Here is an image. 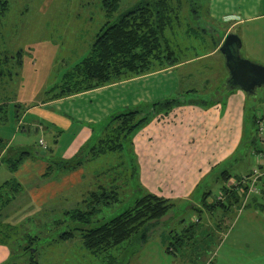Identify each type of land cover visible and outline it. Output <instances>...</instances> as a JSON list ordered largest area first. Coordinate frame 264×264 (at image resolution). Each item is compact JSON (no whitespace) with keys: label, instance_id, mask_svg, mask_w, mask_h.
<instances>
[{"label":"rangeland","instance_id":"rangeland-1","mask_svg":"<svg viewBox=\"0 0 264 264\" xmlns=\"http://www.w3.org/2000/svg\"><path fill=\"white\" fill-rule=\"evenodd\" d=\"M140 1L143 0H121L119 8L111 17L109 16L110 21L116 20L123 12ZM172 1L175 3L181 0ZM182 1L185 3V5L181 3L183 12L195 8L198 14L195 13L196 16L189 14V19L195 25H199L200 19L204 16L203 12L210 13L212 3L217 0ZM7 2V9L4 15L0 16V60L4 56L8 57L0 63V104H4L9 122L0 124V129L6 131L0 132V137L6 141L7 149L21 147L42 149L39 145V139H42L44 144L50 146L53 151H48L46 155L31 153L28 159L24 158L16 170L10 169L5 162L1 163L0 183L6 180L17 181L22 186L31 185V188L38 189L37 182L40 174L38 168H41L42 172L52 163L56 165L55 163L62 160L71 159L84 146H86L84 151L87 148L89 150L102 136L101 128L104 122L92 125L90 138L82 142L80 148L69 158H64L63 154L69 146L81 139L78 135L79 128L92 123L87 121V118L94 114L93 108H101L96 103L95 96L65 98L51 106L63 112L71 122H74L72 127L66 129L67 131L63 134H57L53 129H47L42 134L38 131L32 134L31 131L22 128L31 120L28 116L31 113L27 114L28 117H24L23 110L29 105L47 101V91L59 84L63 73L88 53L94 35L108 18L102 10L100 0H7ZM258 7L263 15L251 26V29H257L255 31L257 35L249 38L247 35L244 36V43L240 48L244 53L253 48L256 53L264 49V31L262 34L259 31L264 30V0H259ZM185 19L187 20V15ZM214 26L216 30L212 33L213 40L216 41L220 27L217 18H215ZM5 49L8 50L5 51ZM18 49L23 50L20 55H17ZM167 73L172 74L171 78L179 74L175 69ZM168 78L166 73L163 76L154 74L145 80L133 82L128 85L127 90L130 91L124 95V98L146 96L153 99L178 96L172 91L168 92L169 87L172 86ZM260 90L264 89H258L259 92ZM118 92L119 89H116L110 94L115 95ZM156 100H150L149 103L146 100H140L136 106L135 104L124 105L110 113L129 107L144 110L151 102H157ZM245 112V131L248 136L251 135L250 141L245 142L241 151L235 156L216 157V163L211 169L206 170L195 186H173L172 184L178 181L183 182L182 172L178 170L160 169L156 172L157 177L152 176L151 172L145 174V170L140 171L139 154L134 148L130 151L127 144L121 150L110 151L84 160L80 167L83 182L76 184L73 187L74 191L87 193L99 190L100 188L95 185H101L109 174L112 184L116 185L114 191L118 192V199L114 203L108 207L101 206L100 211L95 213L99 215L101 221L119 214L137 197L146 193L169 198V201L174 204L164 217L147 227L145 237L138 233L132 236L133 238L121 250L113 249L114 264H198L197 256L199 258L201 252L210 256L209 251L213 250H215L214 260L216 261L213 264H218L219 261L221 264H264V218L262 214L253 211L256 206L252 207L250 202L247 205L241 203L242 196L240 201L230 205L227 210H224L220 204L215 205V201L222 196L221 186L229 184L241 171L256 164L257 158L252 156L251 151L258 149L264 153V140L261 136H255L256 125L253 122L254 117L264 118V97L246 106ZM147 113L152 112L143 111V114ZM145 124L143 120L131 133L130 142L134 141L132 139L135 135V138L142 137L138 132L145 128ZM16 127H18L17 130ZM12 135L13 138H11ZM55 139L57 142L54 141ZM148 151L149 158L153 154L151 149ZM180 156L184 160L182 152ZM187 156L189 153L186 154ZM49 169L47 171L55 180L65 175L60 173L63 172L62 169L56 167L53 170ZM223 170L230 173L229 179L222 178ZM64 171L73 170L65 169ZM33 175H36L35 179L32 178ZM58 186L60 185L53 182L51 188ZM85 196L80 200L77 199L80 196H59L45 202L42 206L43 211L36 210L33 215L29 213L21 218L15 217L14 220L19 219L16 223L12 222L11 225L1 227L0 231L3 228V234H0V239L5 241L3 242L5 256L1 264H31L32 260L36 261V264H64L65 261L76 262V264H103V258L99 256L91 262L81 260L80 254H85V249L82 247L79 234L69 240L57 238L60 232L68 228L67 223L71 222L66 218L65 211L77 205L85 208L82 201ZM21 198L23 197L19 194L17 200ZM224 198L228 201L226 195ZM106 200L109 201L111 198ZM31 204L36 208L39 205L38 201H32ZM260 209L258 208V211ZM261 211L264 216V209ZM102 215L104 217L101 219ZM188 227L192 228V231L186 229ZM182 234H185L186 238L183 248L177 245L182 241L175 240ZM33 235H37L38 239H34ZM170 241H174L172 246ZM167 245L176 246V251H167L165 249ZM27 246L30 248L25 251ZM199 247H202V250ZM177 252L178 254H175Z\"/></svg>","mask_w":264,"mask_h":264},{"label":"crops","instance_id":"crops-1","mask_svg":"<svg viewBox=\"0 0 264 264\" xmlns=\"http://www.w3.org/2000/svg\"><path fill=\"white\" fill-rule=\"evenodd\" d=\"M258 6L259 0H217L213 2L210 13L206 11L198 25L204 28L205 34H213L212 32L216 30L214 26L215 18L218 19L220 27L218 28L219 34H217L216 39L217 44L210 51L202 52L199 55L188 58L182 63L150 74L56 100L29 105L24 108L23 115L24 117L29 116L31 120L22 128L31 131L32 134H35L37 131L42 134L47 129H53L57 134H63L64 131H67L66 129L72 127L74 122H71L63 112L57 111L51 106L60 103L65 98L94 95L96 103L101 108H93L94 114L87 118V121H91L92 123L90 125L85 124L84 127L79 128L78 135L81 139L69 146L63 154L64 158H69L80 148L82 142L90 138L92 125H98L100 122L107 120L114 113L110 112L128 104H135L136 106L140 100H146L149 103L150 100L157 99L158 103L155 107L149 106L151 102L144 109L152 113H147L145 128L138 132L142 137L135 138V135L132 139L134 141L130 142L129 136L124 145L127 144L130 151L133 148L136 149L139 154L138 163L140 171L143 172L145 170V174L151 172L152 176L157 177V170H178L182 172L183 182L178 181L176 184H172L173 186L179 187L184 185L189 187L197 185L206 170L211 169L213 164L216 163V157H220L221 155L226 158L230 155L235 156L241 151L243 144L250 141L251 135L248 136L245 131V108L257 102L260 97H264V90L248 93L241 90L238 86L229 87L227 80L230 75L225 66V58L219 51V47L224 37L229 33L238 35L241 47L244 43L245 35L248 38L257 35L255 33L257 29H251V26L254 21L263 15L260 13ZM243 27L246 29H242ZM259 31L262 34L264 30L260 29ZM254 39H257V37H254ZM239 53L242 57L246 56L250 58L251 60L244 57L251 62L264 66V49L259 50L258 53H256L255 48L246 53L239 49ZM171 69L178 70L179 74L171 78L172 74L167 73ZM164 73L169 77L168 81L172 82V86L171 88L169 87L168 92L172 91L178 96L153 99L146 96H139L137 98L128 96L124 98V95L130 91L127 90V87L131 83L140 79L145 80L154 74L163 76ZM116 89H119L118 94H110L111 91H115ZM144 110L140 109L141 115H143ZM27 114L29 115L27 116ZM18 127L15 129L17 130ZM0 132L6 131L0 129ZM11 138H13V135ZM41 147L43 148L44 145ZM149 149L152 150L153 156L148 158L147 153H149ZM4 150H7V145L0 151V157ZM181 152L184 154V160L180 156ZM187 153H189V156L186 157ZM261 164H264V159L261 160ZM38 169L40 172L37 182L39 188H31V185L29 187L24 186L20 194L23 198L16 199L9 207L2 211L0 216L2 224L16 223L19 219L14 220L15 217L21 218L29 213L33 215L36 210L43 211L42 206L45 202L59 196H80V198H77L80 200L88 193L76 192L73 189L76 184L83 182L82 168L80 167L71 172H60L65 175L59 180H55L51 176H43L46 168L42 172L41 168ZM250 169L251 167L241 171L239 175L247 173ZM230 177L231 175L228 176V179ZM32 178L35 179L36 175H33ZM53 182H56L60 186L51 188ZM110 182L112 183V180L110 181V175L108 174L101 185L109 186ZM101 185L96 184L95 186L99 187ZM250 198L248 199L249 201H246L245 205L250 202L252 207L256 206L253 211L262 214V218H264L263 211H261V209H264V195H252ZM30 201H38L39 205L37 204V208ZM258 208H261L260 211H258ZM18 212L21 213L19 214ZM4 248L3 240L0 239V264L5 256ZM218 264H221V261Z\"/></svg>","mask_w":264,"mask_h":264},{"label":"trees","instance_id":"trees-1","mask_svg":"<svg viewBox=\"0 0 264 264\" xmlns=\"http://www.w3.org/2000/svg\"><path fill=\"white\" fill-rule=\"evenodd\" d=\"M120 1L100 0L102 10L108 19L94 35L88 53L63 73L59 84L47 91V101L169 68L202 52H208L217 44V41L213 40V34H205L204 28L195 25L189 19V14L194 16L198 14L195 8L187 9L184 12L181 10V3L185 5L182 0L175 3L172 0H143L123 12L116 20L110 21L111 15L119 8ZM7 6V0H0V16L4 15ZM186 15L187 20L185 19ZM22 51V49H18L17 55H20ZM7 58L4 56L0 63ZM157 103L153 102L151 106L154 107ZM3 105L0 104V124L2 125L9 122ZM146 118L147 114L141 115L140 109L137 108L114 112L104 121L102 136L96 144L85 151L86 146L82 147L71 159L62 160L55 163L56 165L52 163L50 167L47 166L43 176H51V173L47 171L48 168H50L49 170H53L55 167L63 171L65 169L75 170L81 167L85 159L88 160L110 151L121 150L131 133ZM257 119L255 117L253 119L255 124ZM257 130L256 126L255 136L258 137ZM5 145L6 141L0 137V148L3 149ZM39 145L42 146L40 143ZM42 149L9 148L1 154L0 164L5 162L10 169L16 170L24 158L28 159L27 157L31 153L41 154L40 150H42L45 151L46 155L48 151H53L48 145ZM254 150L258 149H253L252 152ZM221 176L228 179L230 174L224 170ZM260 182L264 192V175L260 178ZM115 186L111 182L110 187L101 185L99 190L89 191L86 194L82 200L85 208L77 205L75 208L65 211L66 218L70 219L71 222L67 223L68 228L60 232L57 238L69 240L79 234L82 247L85 249V254H80V258L84 262H91L99 256L103 258V264H114L113 249L119 248L121 250L133 238L132 236L138 233L145 237L147 227L154 225L155 222L164 217L169 208L174 205L169 201V198L146 193L137 197L130 206L119 214L101 221L99 215H95V213L100 211L101 206L107 205L108 207L118 199V192L114 191ZM23 187L17 181L6 180L0 183V216L2 211L9 207L21 194ZM244 187V185H234L231 182L228 185H222V199L216 200L215 205L220 204L224 210L229 209L230 205L240 201L245 190ZM224 195L228 197V201L225 200ZM106 198H111V200L107 201ZM103 217L104 215L100 218ZM4 225L11 224L0 222V228ZM186 229L192 231V228ZM0 234H3V228ZM33 237L38 239L37 235H33ZM183 238H185V234L175 238V240L182 241V243H177L181 248L185 246L186 238ZM3 242L5 241L3 240ZM173 243L174 241H170L171 246ZM29 248L30 246L25 247V251ZM199 248L202 250V247ZM165 249L173 252V250L176 251V246L167 245ZM209 252L210 256L203 252L199 254V258L197 256L198 264L216 262L214 260L215 250ZM36 263L34 260L31 261V264ZM64 264H76V262L68 263L65 261Z\"/></svg>","mask_w":264,"mask_h":264},{"label":"water","instance_id":"water-1","mask_svg":"<svg viewBox=\"0 0 264 264\" xmlns=\"http://www.w3.org/2000/svg\"><path fill=\"white\" fill-rule=\"evenodd\" d=\"M240 47V38L234 33L227 34L219 47L230 75L227 83L231 88L238 86L244 92L255 93L264 87V66L242 57Z\"/></svg>","mask_w":264,"mask_h":264},{"label":"built area","instance_id":"built-area-1","mask_svg":"<svg viewBox=\"0 0 264 264\" xmlns=\"http://www.w3.org/2000/svg\"><path fill=\"white\" fill-rule=\"evenodd\" d=\"M256 126L258 128V136H261V138L264 140V119H257ZM39 142L41 145H44L42 140H39ZM252 156L257 158L256 164L251 166V169L247 173H243L238 176L239 178L237 177L238 179L236 178L231 181V183L234 185L245 186L241 201V203L244 204L252 195H264L260 182V178L264 175V164H261V160L264 159V153L254 150L252 152ZM219 199H222V196H220Z\"/></svg>","mask_w":264,"mask_h":264}]
</instances>
